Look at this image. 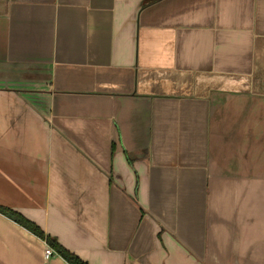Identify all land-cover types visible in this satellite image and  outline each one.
<instances>
[{
	"label": "crops",
	"instance_id": "obj_1",
	"mask_svg": "<svg viewBox=\"0 0 264 264\" xmlns=\"http://www.w3.org/2000/svg\"><path fill=\"white\" fill-rule=\"evenodd\" d=\"M0 205L88 264H264V0H0ZM0 213V264H70Z\"/></svg>",
	"mask_w": 264,
	"mask_h": 264
},
{
	"label": "trees",
	"instance_id": "obj_2",
	"mask_svg": "<svg viewBox=\"0 0 264 264\" xmlns=\"http://www.w3.org/2000/svg\"><path fill=\"white\" fill-rule=\"evenodd\" d=\"M0 213L13 219L17 223L21 224L22 226H24L25 228H27L28 230H30L31 232L39 236L40 238L45 239L54 248V250L59 255L63 256V258L67 260L70 264H88L86 261L82 260L81 257L77 256L73 252L66 249L55 239L49 237L41 229V227H39L36 223H33V221L26 218L23 214L15 211L14 209L10 207L1 206V205H0Z\"/></svg>",
	"mask_w": 264,
	"mask_h": 264
},
{
	"label": "built area",
	"instance_id": "obj_3",
	"mask_svg": "<svg viewBox=\"0 0 264 264\" xmlns=\"http://www.w3.org/2000/svg\"><path fill=\"white\" fill-rule=\"evenodd\" d=\"M54 250L53 248H51L50 246L46 248V251H45V258L48 259L50 258L51 256L54 255Z\"/></svg>",
	"mask_w": 264,
	"mask_h": 264
}]
</instances>
